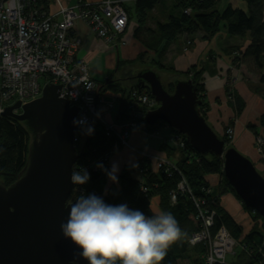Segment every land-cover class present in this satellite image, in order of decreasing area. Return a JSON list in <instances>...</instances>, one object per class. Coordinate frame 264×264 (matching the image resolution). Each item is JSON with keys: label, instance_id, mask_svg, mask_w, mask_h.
I'll return each mask as SVG.
<instances>
[{"label": "trees", "instance_id": "obj_1", "mask_svg": "<svg viewBox=\"0 0 264 264\" xmlns=\"http://www.w3.org/2000/svg\"><path fill=\"white\" fill-rule=\"evenodd\" d=\"M218 1L177 0L175 11L168 15L166 21L157 22L156 29L146 28L148 32L146 36L149 37L147 40L152 39L153 43L145 41L139 36V32H142L143 28L141 27L143 14L153 10L158 0H136L127 8L128 20L132 18L133 14L138 18L139 23L137 22L134 29V35L143 43L148 52H158V46L162 41L170 43L180 33L192 35L199 32L203 39H210L222 28L233 36L244 37L248 34L249 43L243 50H239L240 56H232L233 49H230L228 54L233 63L240 59L251 61L253 69L258 74L259 83L264 84V0H243L245 9L228 3L222 10L217 7ZM36 3L47 11L49 0H36ZM187 8L190 9L188 13L185 12ZM169 70L176 74L175 77L192 80L196 86L197 96L201 100L198 109L204 116L207 103L204 85L201 81L202 70L198 69L196 65L183 71L175 70L171 66ZM134 83L133 80L130 87H135ZM165 86L171 92L174 86L172 80L169 85ZM98 87L99 91L110 90L117 94L118 120H125L127 117V93L130 88L112 80L107 83L100 82ZM141 90L150 94L148 87ZM226 92L235 108L236 116L241 112L244 102L230 89L227 88ZM262 98L264 101V91ZM164 124V122H158L154 125H147L146 131L154 132ZM259 125L262 129L261 134L264 136V110L259 117ZM247 127L256 136L258 135L255 125L249 124ZM171 130L174 134H180L172 128ZM180 135L183 138V147L177 146L175 150L165 144L161 147L169 159L172 152H178L175 170H171L170 173L163 168L152 170L149 166L150 162L138 163V167L126 166L118 173L119 183L110 184L105 194L106 175L104 172L89 169L90 180L82 185L85 190L84 195L88 192H95L104 195L105 200L109 203L127 202L130 207L140 208L149 216L158 214L151 208V200L158 197L160 212L165 210L171 212L181 229L179 239L170 245L161 264H187V260H190L192 264H205L206 245L203 242L194 244L189 242L191 234L199 228V220L196 221L194 217L198 213L195 200L200 199L199 205L203 210L208 213L213 210L215 214L213 225L210 227L211 234L223 225L240 247L241 254L238 255V259L234 261L225 259V263L214 264H264L263 219L257 212L242 204L251 219V228L243 234L242 226L220 204V196L225 192H231L238 198L222 174V158L213 154H199L188 144L185 137ZM221 138L225 141L226 146H232L231 140L225 137ZM29 142L30 133L21 121L7 115H0V182L2 184L8 186L16 180L26 163ZM75 145L78 151L83 152V155L77 159L74 169L87 161L97 160L112 149L116 151L121 147L117 138L107 136L102 124L96 120L94 135H79V140L75 142ZM210 174L220 176L215 188L211 187L206 180V176ZM179 181H185L189 189L186 192H179L176 200L171 202L170 191L176 188ZM208 189H210L209 192H207Z\"/></svg>", "mask_w": 264, "mask_h": 264}, {"label": "water", "instance_id": "obj_2", "mask_svg": "<svg viewBox=\"0 0 264 264\" xmlns=\"http://www.w3.org/2000/svg\"><path fill=\"white\" fill-rule=\"evenodd\" d=\"M133 80L140 90L148 87L158 103L145 113L146 124L164 122L199 154L221 157L228 184L241 203L264 220V177L207 123L192 80L173 77L171 92L151 68L138 71ZM60 89V84L47 83L39 97L24 104L16 101L0 112L21 121L30 133L24 167L12 184L0 182V264H87L60 230L78 198L72 197L70 175L83 155L73 141L72 119L78 108L58 96Z\"/></svg>", "mask_w": 264, "mask_h": 264}, {"label": "built area", "instance_id": "obj_3", "mask_svg": "<svg viewBox=\"0 0 264 264\" xmlns=\"http://www.w3.org/2000/svg\"><path fill=\"white\" fill-rule=\"evenodd\" d=\"M135 1L76 0L74 4L60 7L57 12L51 13L37 5L36 0H0V112L16 101L24 104L39 97L45 84L54 83L61 85L58 96H66L71 105L77 106L76 116L83 114L90 121L94 119L100 100L99 87L90 76L87 63L75 56L80 39L71 32L73 23L83 21L105 47L117 48L125 43L121 35L129 21L127 8ZM189 11V8L185 10L186 13ZM41 78L44 83H40ZM157 106V101L149 93L131 87L127 93L125 120L108 121L102 115L95 120L102 124L107 136L116 137L121 147L127 146L132 130L146 131L145 113ZM19 110L15 109V112ZM233 133V128L227 126L225 135L232 139ZM174 139L177 146H184L180 134H174ZM78 140L76 130L74 144ZM263 145L264 138L257 136V150L261 151ZM114 151L112 149L97 160L77 166L74 172L83 167L103 172L96 167V162H103L107 167ZM135 152L139 158L135 167L139 166L138 163L153 162L156 168H163L168 173L177 168L167 157L137 148ZM74 184L72 197L84 195L82 185ZM188 189L185 181H179L176 188L170 191L171 202L176 200L179 192ZM195 201L198 208L195 220H199V228L191 234L189 242H203L206 245L205 264L225 263L235 240L223 225L211 234L214 211L205 212L199 205L200 199Z\"/></svg>", "mask_w": 264, "mask_h": 264}, {"label": "crops", "instance_id": "obj_4", "mask_svg": "<svg viewBox=\"0 0 264 264\" xmlns=\"http://www.w3.org/2000/svg\"><path fill=\"white\" fill-rule=\"evenodd\" d=\"M229 1L233 5L232 1L234 2L235 0ZM75 2L76 0H49L47 12L55 13L60 7L70 6ZM235 4L238 5L233 6L246 8L243 0H239V3ZM135 28V21L130 19L121 35L122 40L125 42L124 45L112 48L105 47L102 41L90 31L83 21L77 20L73 23L71 32L80 39L75 56L87 63L90 76L98 84L112 80L131 88L130 84L138 71L151 67L159 74V69L149 66L150 64L147 60L152 56L150 52L147 53L143 43L135 37ZM225 32V29L222 28L210 39L201 38V33L199 32L189 35V41L184 45L185 47L175 52L170 46L167 50L171 57L170 64L175 70L179 71H183L193 65L202 70L201 81L204 85L205 101L207 103L204 116L207 123L219 135L224 132L226 126H231L234 130L231 145L242 155L249 158L254 163L257 171L264 177V145L261 151H258L255 146V138L257 136L264 138L259 125V117L264 110L262 98L264 87L258 85V74L253 69L251 61L240 59L233 63L228 54L230 49H233L231 55L240 56L239 50H243L249 43L248 34L244 37L227 36L224 34ZM219 37L222 39L225 37L221 45L217 41ZM181 38L182 36L180 37L179 35L178 39ZM236 48L238 49L236 50ZM227 88L237 94L244 102L241 112L236 116L235 108L226 92ZM99 98L98 109H103L101 115L108 121H117L119 107L117 94L110 90L99 91ZM107 104H110V106ZM249 124L257 127V136L247 127ZM163 144L171 149H177L174 133L166 124L160 126L154 132L134 129L129 134L128 145L118 148L111 154L107 167H110L113 161H119L120 171L126 166L135 165L139 160L138 154L135 152L136 148L157 156L167 157L161 149ZM178 156V152H172L170 159L176 161ZM149 166L152 170H157L153 162H150ZM206 180L211 187L215 188L220 176L218 174H210L206 176ZM110 184L112 182L107 179L105 189ZM220 204L242 226L243 234L251 228L249 214L243 208L241 201L231 192H225L220 196ZM151 208L155 213L160 212L158 197H154L151 200ZM234 252L233 249L229 254L233 255ZM234 260L232 259L231 261ZM187 264L192 263L187 260Z\"/></svg>", "mask_w": 264, "mask_h": 264}, {"label": "clouds", "instance_id": "obj_5", "mask_svg": "<svg viewBox=\"0 0 264 264\" xmlns=\"http://www.w3.org/2000/svg\"><path fill=\"white\" fill-rule=\"evenodd\" d=\"M102 111L98 109L91 121L83 114L73 117L78 134L94 135L95 119L101 118ZM96 167L110 182L119 183V161H113L110 167L96 162ZM70 180L86 184L90 173L83 167L71 173ZM60 230L77 246V255L87 264H161L170 245L181 234L177 219L169 211L149 216L127 202L109 203L104 195L95 192L80 195L70 205Z\"/></svg>", "mask_w": 264, "mask_h": 264}, {"label": "rangeland", "instance_id": "obj_6", "mask_svg": "<svg viewBox=\"0 0 264 264\" xmlns=\"http://www.w3.org/2000/svg\"><path fill=\"white\" fill-rule=\"evenodd\" d=\"M176 2H177V0H158V3L153 10L146 11L143 14V21L141 23V27H143V28L141 29L142 32H139V36L142 37L143 39H145V41H148V43H150V42L153 43L152 39L147 40L149 37L146 36V35H148L146 28L150 27V28L156 29L157 22L166 21L168 15L171 12L175 11L176 4H177ZM228 3H230L229 0H219L217 7L219 10H222ZM235 3H239V0H235L234 2L232 1L233 5H238ZM131 19L135 21L136 26H137L138 18L135 16V14H133ZM224 34H226L227 36H232V35L227 34V32H225ZM179 35H180V37L182 36L181 39H178ZM184 35H185V40H184ZM188 36L189 35L186 33H180L170 43H164V41H162L158 46L160 48V49L158 48V50H159L158 52H156V51L150 52L152 57H150V59L147 60L148 63L150 64L149 66H153L155 68L160 67L159 68L160 69V72H159L160 78H161V81L163 79L162 82L165 85H169L171 83L172 78L176 76L175 73H173L171 70H169L172 65L170 64L171 57L169 56V52L167 50L170 46L172 47L174 52L179 50V49H182V47L184 48L185 47L184 45L187 44L189 41ZM201 36H202V34H200V37ZM224 39H225V37H223V39L220 37L217 39V41L219 42V45L223 44ZM147 53H148V51H147ZM164 81H166V82H164ZM40 83H44L43 78L40 79ZM258 85L259 86L261 85L264 87V84L262 85L261 83H259ZM226 128H227V126L225 127V129ZM225 129H224V132L220 136L223 138L225 137L228 140H231V138H228L225 135ZM171 161L174 162V164H175V161H173V160H171ZM194 219H195V217H194ZM233 249L235 251V255H231V254L227 255V258H226L227 261H231L232 259L236 260V259H238V255L241 254L240 253V247L237 245L236 241L233 245ZM233 249H232V251H233Z\"/></svg>", "mask_w": 264, "mask_h": 264}, {"label": "flooded vegetation", "instance_id": "obj_7", "mask_svg": "<svg viewBox=\"0 0 264 264\" xmlns=\"http://www.w3.org/2000/svg\"><path fill=\"white\" fill-rule=\"evenodd\" d=\"M19 110V109H18ZM20 111V110H19Z\"/></svg>", "mask_w": 264, "mask_h": 264}]
</instances>
